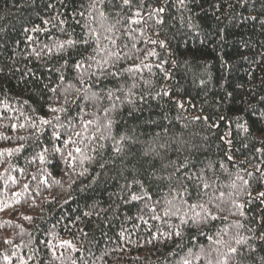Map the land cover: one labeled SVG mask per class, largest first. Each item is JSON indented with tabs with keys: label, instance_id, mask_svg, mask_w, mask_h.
Masks as SVG:
<instances>
[{
	"label": "trees",
	"instance_id": "trees-1",
	"mask_svg": "<svg viewBox=\"0 0 264 264\" xmlns=\"http://www.w3.org/2000/svg\"><path fill=\"white\" fill-rule=\"evenodd\" d=\"M90 29L118 76L88 59ZM68 39L89 43L57 51ZM262 97L264 0H0V264H178L201 247L207 264L227 246L243 253L229 264H264ZM193 203L221 219L193 224Z\"/></svg>",
	"mask_w": 264,
	"mask_h": 264
},
{
	"label": "snow or ice",
	"instance_id": "snow-or-ice-1",
	"mask_svg": "<svg viewBox=\"0 0 264 264\" xmlns=\"http://www.w3.org/2000/svg\"><path fill=\"white\" fill-rule=\"evenodd\" d=\"M99 2L101 4H103L104 0H99ZM122 2H123L124 5H129L131 0H122ZM179 3L181 5H183L184 0H179ZM92 7L93 8L96 7V3L95 2L92 4ZM160 11H163V9H160ZM81 15H83V13H81ZM99 17H100L101 21L107 19V17L105 16V13L103 11H100ZM103 26H104L103 23H101L100 27H103ZM107 30L110 32V31H112V28H108ZM89 32L94 37L95 43L97 45V47L95 49H93V51L95 53H97L98 55H101L102 58L97 60L96 56H91V57H88V59L95 61L96 68L99 70L101 77H103L105 75L113 76V77L118 76L119 75L118 72L107 71V68H108L110 62L114 64L115 61L112 60V58H115V60H119L121 58L119 53L113 52V51H108L107 54L105 55V51H106V47L107 46H104V47L100 46L99 34L96 33L95 29H90ZM105 39L111 40V37H105ZM77 43L88 44L89 41L88 40H84V41L78 42V41L73 40V39H68L66 41L60 42L58 45H56V48H57V51H63V50H65L66 46L68 48H71V47L75 46ZM111 43L115 44V41L111 40ZM49 51H51V49H49ZM149 55H155V53H149ZM65 63H67V61H65ZM74 67L77 68V69H80V68L83 67V64H82V62L78 61L74 65ZM91 67H92V65L90 64L89 68H91ZM126 71L131 72V71H133V69L130 68V69H127ZM93 74H95V73H93ZM60 79L63 81L64 77L61 76ZM80 83L84 84L85 82L83 80H81ZM132 87H135V85H132ZM53 91H55V89H53ZM64 91H65V93H69L70 91H75L76 93L83 92V93L86 94L88 91H90V88L77 89V88H75L74 85L69 84L68 87L66 89H64ZM97 97H98V94L95 93V92L92 93L91 97L85 96V98H87V99H95ZM107 97H108L109 100H111L113 98V92L109 91L107 93ZM117 99H118V97H117ZM261 100L264 101V97H262ZM51 111H53V112L65 111V109H63V108H60V109L53 108V109H51ZM107 111H108V109H105V112H107ZM261 116L264 117V113H261ZM55 119L59 120V117H56ZM40 123L47 125V124H50L51 121L50 120H46L43 117H41L40 118ZM94 123H96V121H94V120L85 121L83 123L84 131H87L88 126L92 125ZM23 126L24 125H20V127H23ZM111 126H112V121L111 120H107L106 124H104V127L107 128V129H110ZM15 127L16 126L13 125V128H15ZM32 127L36 128V125L33 124ZM239 127L243 128V130L246 131V132L248 131V128L244 124L239 125ZM96 130H97V132H99V130H100V126L99 125H97V129ZM54 135H55V137L57 139L60 138V133L59 132L55 133ZM81 135H82V133H80V132L76 133L77 137H80ZM101 138H103V137H101ZM21 139H23V137H21ZM122 139H123V137H122ZM63 143L65 145H67L69 143H75V141H72L71 137H69L68 139L64 140ZM19 150L20 149H15V151H19ZM8 151L11 152L12 150H8ZM53 151L54 152H60L61 149L56 147V148L53 149ZM116 151L117 152L121 151L120 147H116ZM46 152H47V149L45 148L44 151H42L39 154V159H40V161L42 163L46 162V157H45V153ZM75 152L76 153H82V149L80 147H76L75 148ZM68 157H70L72 159H75V157H73L71 152L68 153ZM87 158L88 157H84V159H87ZM181 167H183V165ZM177 171H179V169H177ZM185 179L191 180L192 176H186ZM244 183L247 184V181H244ZM209 187H210V185L208 183H203L202 184V188L203 189H207ZM232 187H235L234 183H233ZM199 195H200V193L197 192V196L198 197H199ZM260 195L264 196V193H260ZM189 196H191L190 193H189ZM223 197H224V193L221 192L219 198L222 199ZM131 199L132 200H138V199H141V197L136 196V195L133 194L131 196ZM184 203L187 204V200H185ZM189 207H190V209H193V210L196 209L197 207H199L201 212L204 214L203 217H201V212H195L194 215L190 218L191 222L193 224H196L198 222L197 218H200L203 221H207L208 219H211V220L221 219V217L213 215L211 213L210 209L205 207V205L202 204V203L201 204L193 203V204L189 205ZM216 207L219 208V205H216ZM221 211H222V209H221ZM164 215H166V216L167 215H176V212H172L170 209H166L165 212H164ZM26 218H28V217H26ZM154 218L155 219H159L158 216L154 217ZM223 219H226V217H223ZM181 223L187 225V224H189V219H185V218L182 217L181 218ZM225 231H227V230L225 229ZM174 235L179 237L181 235V233H180V231H176L174 233ZM201 235H204V234L201 233ZM208 239L211 240L212 237H208ZM7 243H11V241H7ZM63 243L70 246V242L65 241ZM215 243L218 244V245L219 244H225V246H227V242L222 241V240H216ZM235 243L237 245H243V244L246 243V238L240 237V238L235 240ZM178 247H182V245H178ZM212 251L216 253V256L214 258H209L208 261H207V264H229L230 260L235 259L237 257V255H239L241 257L243 256V253L238 248L231 247V246H227V251L226 252H222V251H220V249H213ZM204 255H205V253H204L203 247H201L199 253H194L192 251V249L189 248L188 252H187V255L184 256V257H181V260L178 261V264H194V262L199 261L202 258V256H204ZM207 255L209 257H211L212 253L209 252ZM261 260L264 261V257H262ZM238 264H241V262L238 261Z\"/></svg>",
	"mask_w": 264,
	"mask_h": 264
}]
</instances>
